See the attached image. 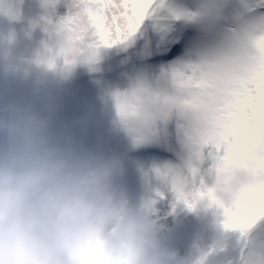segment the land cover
I'll return each mask as SVG.
<instances>
[{"label":"rangeland","instance_id":"374dc122","mask_svg":"<svg viewBox=\"0 0 264 264\" xmlns=\"http://www.w3.org/2000/svg\"><path fill=\"white\" fill-rule=\"evenodd\" d=\"M195 1L197 4L187 0H167L168 8L176 10V15L169 14L168 8H165L160 19H151L154 21L151 31L144 24L129 42L102 48L94 62L81 61L71 66H64L61 62L57 67L49 68L47 63L42 62L48 46L53 43L48 30L51 27L49 21L55 22L67 15L68 0H59L55 7H46L45 0H0V5L12 9L11 14L0 10L5 26L0 37V107L9 102L19 103L22 97L28 100V105L46 112V97L36 94L33 88L30 96L25 89L27 85L32 86L36 74L46 73L50 91L54 97L57 96L50 129L51 142L75 147L82 160L94 157L95 163L109 172L114 184L127 192L133 206L147 213L149 226H162L158 240L160 248L177 251L179 257L189 258L191 264H252L262 258L261 251H258L262 244L253 229L264 218L245 231L239 228L232 231L233 240L238 242L233 251L214 248L209 244L210 231L206 224L214 213L221 216L218 209L210 206L207 200L199 201L195 207L179 201L168 181L158 171L165 168L186 171L192 160V148L179 127V114H175L166 125H160L156 139L151 137L138 142L122 123L114 99L116 91L127 90L138 80L147 81L162 94L170 92L167 72L175 63L198 60L231 42L241 25L236 19L233 27L228 13L218 25L219 17L215 18L214 13L220 14L223 1ZM242 15L240 20L245 24L253 12L245 8ZM184 16L196 17L201 22L202 29L198 35L188 26L179 25L180 18ZM225 21L229 22L228 26ZM143 36L146 39L144 44L131 51L137 54L136 63L127 71L124 57L118 62L115 59L130 44L131 47L137 45ZM180 43L183 48L187 47L186 51L164 59ZM153 54L158 55L152 57ZM140 55L143 57H138ZM83 68L87 70V76L81 75ZM50 69L52 72H49ZM70 85L79 88L72 89L71 94L66 96L63 90H69ZM86 122L87 132L81 133L80 129ZM65 125L69 127L67 131L72 126L70 132L78 133L72 135L75 141L68 138L69 132H56ZM4 147L6 141L0 135V150ZM208 151L210 149H205V152ZM211 163L208 159L203 167L208 168ZM139 182L143 190L138 187ZM208 182L211 183V179ZM259 231L264 240V225ZM253 246L255 257L250 253ZM155 258L154 250L149 262H155Z\"/></svg>","mask_w":264,"mask_h":264},{"label":"snow or ice","instance_id":"6c2138e0","mask_svg":"<svg viewBox=\"0 0 264 264\" xmlns=\"http://www.w3.org/2000/svg\"><path fill=\"white\" fill-rule=\"evenodd\" d=\"M58 2L45 0V6ZM67 6V15L49 21L53 43L42 60L49 68L94 62L102 48L129 42L168 8L167 0H68ZM244 7L253 16L225 48L168 70L170 92L138 80L114 93L121 121L138 142L179 114L180 130L192 148L186 170L190 185L172 191L189 207L209 201L226 228L241 231L264 218V0H244ZM0 10L12 12L3 5ZM182 46L176 44L164 59ZM208 159L212 163L204 168ZM158 171L166 180L181 172ZM252 264H264V258Z\"/></svg>","mask_w":264,"mask_h":264},{"label":"clouds","instance_id":"9594fccd","mask_svg":"<svg viewBox=\"0 0 264 264\" xmlns=\"http://www.w3.org/2000/svg\"><path fill=\"white\" fill-rule=\"evenodd\" d=\"M32 86L46 97V112L0 107V264H149L154 250L155 264H191L160 248L162 226H149L94 157L82 160L75 147L51 142L57 104L47 74H36ZM167 181L190 185L186 171Z\"/></svg>","mask_w":264,"mask_h":264},{"label":"trees","instance_id":"16d2710c","mask_svg":"<svg viewBox=\"0 0 264 264\" xmlns=\"http://www.w3.org/2000/svg\"><path fill=\"white\" fill-rule=\"evenodd\" d=\"M187 1H190L191 3H193V4H197V2L195 1V0H187ZM221 1H223V6H221L220 8H219V13L220 14H217V13H214V17L216 18V16H218L219 17V19H218V25H219V23H220V21L224 18V16H225V14L226 13H228V18H229V20L232 22V24H233V27H234V22H235V20L236 19H238V23H240V25H241V27L244 25V23L240 20V14H241V16L243 17V15H242V12H243V10L245 9V8H243L244 7V2L242 1V0H221ZM246 15V14H245ZM204 18V17H203ZM244 18H245V16H244ZM3 19L0 17V37L2 36L1 35V33H3L2 32V30H4V25H3V21H2ZM201 22L196 18V17H192V16H188V17H185V19L184 20H181L180 19V22H179V25H183L184 27H189V28H191V29H193L194 31H195V34H199L200 33V30L202 29V25L200 24ZM225 24H226V26H228L229 25V22L228 21H225L224 22ZM175 24V23H174ZM153 26H154V21H152L151 19H149L148 21H146L145 22V27H146V29L148 30V31H151L152 30V28H153ZM176 25H174V27H175ZM173 27V28H174ZM233 27H232V29H233ZM146 40L145 39V37L143 36L142 37V40H139L138 42H137V45H135L134 47L132 46H128L127 48H126V50L124 51V53H120L118 56H117V58L115 59V61H119V60H121L123 57H124V68L127 70V71H130L131 70V68L132 67H134V65H135V63H136V59H137V54L135 53H133V52H131L133 49H135L136 47H140V46H142L143 44H144V41ZM159 53H161V52H159ZM158 53V54H159ZM0 54H1V48H0ZM158 54H156V56L158 55ZM155 54H153L152 55V57L154 56ZM161 55V54H160ZM160 55H159V57H160ZM145 56V55H144ZM156 56H154V57H156ZM138 57H143V55H140V56H138ZM129 59V61H128V63H127V60ZM145 59V58H144ZM129 66V67H128ZM139 66H140V64H139ZM122 70H123V68H122ZM84 73L83 74H81V75H85V76H87V70H85V68H83V70H82ZM49 72H52V70L50 69L49 70ZM121 74L122 75H125V72H123V71H121ZM76 76H78V75H76ZM33 88V86H30V85H27L26 87H25V89H26V93L28 94V95H30L31 96V89ZM70 89L68 90H63V93H64V95H68V94H71V92L73 91L72 89H78L79 88V86H73V85H70V87H69ZM54 92V91H53ZM55 97H57L56 95H55ZM24 101H26V102H24ZM27 102H28V100L26 99V98H19V103L20 104H23V105H28L27 104ZM72 127V126H71ZM71 127H70V129H71ZM87 122L83 125V127L80 129V132L81 133H85V132H87ZM68 125H65L64 126V128L63 129H61V128H59V130H56V132H59V134L60 133H62V134H64V133H66V132H69L68 133V138L69 139H71L72 141H75V140H73V136L72 135H74L76 132H70L71 130L69 129V131H67L68 130ZM74 130H79V129H74ZM91 131H93V130H91ZM54 132V131H53ZM160 133V130H159V132L155 135V136H153V138H157V136H158V134ZM76 134H78V133H76ZM168 136V135H167ZM83 139V138H82ZM175 139V138H174ZM173 139V140H174ZM84 140V139H83ZM61 146V145H60ZM138 187L140 188V190H143V188H142V183L141 182H139V185H138ZM211 211V210H210ZM259 225H257L256 226V228H254L253 229V231H254V233L256 234V235H259L258 236V239L260 238V242H261V244H262V247H259L258 248V251H261L260 252V256L262 257V258H264V240H262L261 239V232L259 231V229H260V227L262 226V225H264V221L263 222H261V223H258ZM206 226L208 227V231H210V236H209V244L210 245H212L214 248H220L222 251H226V250H231V251H233V249H235V246H237V244H238V242H237V240H233V238H232V236H231V234H233V230L234 229H232V228H226L225 226H224V223H223V218H222V216H219L218 214H217V212L216 213H214L213 214V216H212V218L210 219V221L208 220V222H207V224H206ZM259 226V227H258ZM209 227H210V229H209ZM231 232V233H230ZM250 253L252 254L251 256H253V257H255V247L253 246V248L251 249V251H250ZM149 264H155V262H149Z\"/></svg>","mask_w":264,"mask_h":264}]
</instances>
